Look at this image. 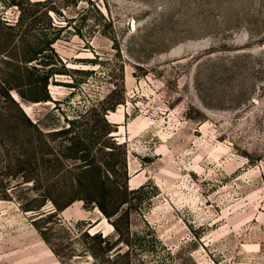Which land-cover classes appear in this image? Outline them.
I'll return each mask as SVG.
<instances>
[{"label": "rangeland", "instance_id": "1", "mask_svg": "<svg viewBox=\"0 0 264 264\" xmlns=\"http://www.w3.org/2000/svg\"><path fill=\"white\" fill-rule=\"evenodd\" d=\"M15 1L28 9L0 0V20L16 22ZM71 2L50 12L68 71L56 102L12 91L51 134L15 105L0 114V264H264V0ZM76 119L73 133L100 136L84 139L91 158L126 160L127 194L67 189L82 163L60 167L52 133ZM75 196L89 203L59 210ZM93 199L128 203L109 218Z\"/></svg>", "mask_w": 264, "mask_h": 264}, {"label": "trees", "instance_id": "2", "mask_svg": "<svg viewBox=\"0 0 264 264\" xmlns=\"http://www.w3.org/2000/svg\"><path fill=\"white\" fill-rule=\"evenodd\" d=\"M71 1L72 0H58L57 2L55 0H45L33 2L31 0H26L28 9L25 8V4L22 2L15 1L12 2V7H17L19 10V17L16 22L11 23L2 19L0 20V62L9 66L8 70H4L5 72L0 69V114H5L3 112L7 111L9 104L10 106L15 105L19 107L18 111L20 112L22 121L27 124L28 128L35 129L41 138L47 137V135L51 133H43L38 123L31 121L24 114L18 103L12 97V91L17 92L24 100L32 103L56 102L49 93V86L51 83L57 85L59 82L55 79L58 78V76L68 75V71L62 61L58 59L53 49V45L61 39L60 30L58 29H62V27H59L52 21L50 12L57 13L55 8L57 3L67 6L69 3H72ZM27 13L28 15H26ZM38 16H41L43 20L47 21L45 26L42 24V28H37L39 23V21H37L39 20ZM27 17H30L31 21L26 22L25 19ZM51 30H56L55 34H52L50 32ZM30 31H39L41 34L36 35L34 40H32L29 36ZM17 80L21 83L23 90L24 88H28L27 91L30 95H27V91L23 92L22 89L19 88L20 86L15 84ZM111 110H115V106H112ZM8 120H10V118H8ZM102 120L104 121V119ZM77 123H79L77 119L71 120L68 128L52 133V136L64 140L61 143L62 146L64 145L61 154L56 156L53 152L50 153L55 156V160L58 162L59 166L62 167L64 165L62 159L67 158L77 159L78 162L82 163L77 166L76 169L79 171L75 177L71 179L68 186H66L67 189L70 190V193L77 192L78 190L92 192L94 188L97 189L101 186L102 188H106L104 189V193L107 189H110L119 194H127L128 171L126 160H118L113 153V147H111L112 151H109V156L111 157H109V160L106 159L103 160V162H99L94 157L91 158V149L86 144L85 140L89 139L88 141L94 143V141L96 142L100 139V136L95 134L86 135V133H73V127H76ZM70 134H72V136L69 137ZM65 152H70V155L73 153L75 156H65V154H63ZM85 152L87 155H85ZM102 166L106 170L105 172H107L106 178L97 173L98 171H102ZM120 176L124 177L125 180L123 182L119 181ZM77 200H83L85 203H89L87 198L75 196L63 206L59 207V210H65ZM92 203L107 217L111 218L119 212L120 206L128 203V201H117L116 203L119 206H117L113 213L108 212L105 205L99 202V200L93 199ZM114 226L115 229H118L116 224H114ZM92 238L99 239L101 235L100 233H96ZM108 239V237H105L103 242H107ZM127 246L130 247L129 244H127ZM109 251H112V248H110ZM128 256L129 251L109 257V260H119Z\"/></svg>", "mask_w": 264, "mask_h": 264}]
</instances>
